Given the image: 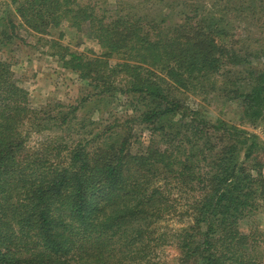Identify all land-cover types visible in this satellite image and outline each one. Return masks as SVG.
Returning <instances> with one entry per match:
<instances>
[{"label": "trees", "instance_id": "obj_1", "mask_svg": "<svg viewBox=\"0 0 264 264\" xmlns=\"http://www.w3.org/2000/svg\"><path fill=\"white\" fill-rule=\"evenodd\" d=\"M261 2L0 8V264H264L241 227L264 210L249 130L264 121V33L250 48L233 32ZM20 30L79 81L73 103L34 102L15 51L37 45ZM217 100L237 123L207 111Z\"/></svg>", "mask_w": 264, "mask_h": 264}, {"label": "rangeland", "instance_id": "obj_2", "mask_svg": "<svg viewBox=\"0 0 264 264\" xmlns=\"http://www.w3.org/2000/svg\"><path fill=\"white\" fill-rule=\"evenodd\" d=\"M81 1L92 2L95 0ZM5 3H9V0H0V8ZM261 4L264 6V0H262ZM261 11L262 12L258 11L260 13L257 12L255 17L247 18L242 24L237 23V25L239 24L238 28L236 27L233 29V32L241 36L243 39L238 44H242L243 46L250 48L257 47V42L255 40L257 38H261L264 33V7ZM20 33L23 36H26L23 30H20ZM26 40L31 44L37 45V47L27 48V46L24 45L23 48L21 47L22 49L20 48L15 51V55L18 56L16 73L21 74L27 80L29 90L33 94L32 97L34 102H36V104H40L48 99L63 103H73L76 96L79 95V81L68 71L62 69L53 57L44 53L46 47L41 44L42 42L37 43L36 39L28 34L26 36ZM75 41L78 43L81 42L79 39H75ZM91 43V41L85 40L84 42L82 41L81 44H75V47L80 51L85 48H89L97 52L98 46ZM262 60H264V58ZM196 100V103H199V100ZM201 103L203 102L201 101ZM206 108L213 116H219L237 123L238 108L235 104L225 105L220 100H217L207 105ZM115 110L123 111V107H118ZM249 130L255 132L259 138L264 141V121L256 128H250ZM147 134L148 132L145 131L143 136H146ZM37 138H39V135H32L30 140L32 139L33 141ZM170 226L176 227L177 223H170ZM241 227L243 229H247V232H258L259 236L264 239V210H261L253 219H250L246 223L242 224ZM262 243L263 250L264 240ZM163 252L162 256L165 259L176 255L175 251L168 247L165 248Z\"/></svg>", "mask_w": 264, "mask_h": 264}]
</instances>
